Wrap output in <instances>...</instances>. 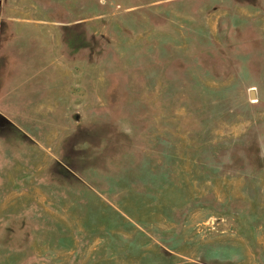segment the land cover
I'll list each match as a JSON object with an SVG mask.
<instances>
[{
    "label": "rangeland",
    "instance_id": "1",
    "mask_svg": "<svg viewBox=\"0 0 264 264\" xmlns=\"http://www.w3.org/2000/svg\"><path fill=\"white\" fill-rule=\"evenodd\" d=\"M0 264H264V0H0Z\"/></svg>",
    "mask_w": 264,
    "mask_h": 264
},
{
    "label": "water",
    "instance_id": "2",
    "mask_svg": "<svg viewBox=\"0 0 264 264\" xmlns=\"http://www.w3.org/2000/svg\"><path fill=\"white\" fill-rule=\"evenodd\" d=\"M252 96L254 97V96H255V94H254V93H252Z\"/></svg>",
    "mask_w": 264,
    "mask_h": 264
}]
</instances>
